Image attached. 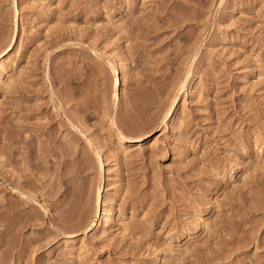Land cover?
Returning a JSON list of instances; mask_svg holds the SVG:
<instances>
[{
	"label": "rangeland",
	"instance_id": "1",
	"mask_svg": "<svg viewBox=\"0 0 264 264\" xmlns=\"http://www.w3.org/2000/svg\"><path fill=\"white\" fill-rule=\"evenodd\" d=\"M13 40L0 264H264V0H0Z\"/></svg>",
	"mask_w": 264,
	"mask_h": 264
},
{
	"label": "bare ground",
	"instance_id": "2",
	"mask_svg": "<svg viewBox=\"0 0 264 264\" xmlns=\"http://www.w3.org/2000/svg\"><path fill=\"white\" fill-rule=\"evenodd\" d=\"M14 6H15L16 13H18L16 1H15ZM15 44H16V41L13 40L11 42V44L7 48H5L4 51L0 54V59L11 54V52L14 50ZM108 55L110 58V62L109 61L108 62L110 63V69H111V73H112L111 87H112V90L114 93V98L116 101L115 107L117 108L120 104L121 96L123 94V76H122V71H121V67H120L119 61L117 59V56L113 52L109 53ZM184 87H185V80H184V82L181 83V86L179 88L181 90ZM180 90H179V92H180ZM176 97H178V96L176 95ZM172 102H173L172 106L170 107V109L168 110V112L166 114V117L164 118V124L163 125H167V121L171 120L178 111V107H179L178 98H174V100ZM110 126L113 128H116L120 131L116 121L113 120L111 122ZM122 140L126 144L127 143L131 144L134 142L138 143V142L144 141V139H141V138L136 139V140H130L123 135H122ZM96 154H97V157L99 159L101 173L106 175L107 176L106 179L108 181H110L111 180V170L109 168L110 164H109L108 159L106 157L105 149L102 145L96 144ZM98 192H99L98 195L100 198L101 206L98 210L97 220H96L93 228H91L93 237L95 239H97L99 232L103 229L104 223L107 220V218H108V221L111 223L113 221L114 216H115V208L113 206H110L109 200L104 194L105 193V187H103V189L100 188Z\"/></svg>",
	"mask_w": 264,
	"mask_h": 264
}]
</instances>
